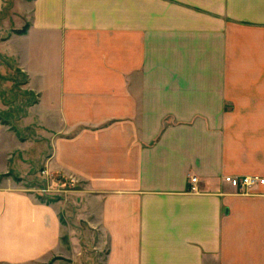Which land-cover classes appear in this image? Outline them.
Here are the masks:
<instances>
[{"label":"crops","instance_id":"crops-1","mask_svg":"<svg viewBox=\"0 0 264 264\" xmlns=\"http://www.w3.org/2000/svg\"><path fill=\"white\" fill-rule=\"evenodd\" d=\"M0 20L40 130L0 119V264H100L82 226L102 264H264V186L224 180L264 178V0H0Z\"/></svg>","mask_w":264,"mask_h":264},{"label":"rangeland","instance_id":"rangeland-1","mask_svg":"<svg viewBox=\"0 0 264 264\" xmlns=\"http://www.w3.org/2000/svg\"><path fill=\"white\" fill-rule=\"evenodd\" d=\"M4 15L7 16L8 11L5 12ZM0 27H2V29L0 30L2 33L0 35L2 37H6L11 32H13L12 27L8 26V24L3 20H0ZM0 68H1L0 71H2L0 72V95L2 97V104L8 107V110L4 112L1 116V123L3 125L10 126L11 129H13V131L18 134V137L20 139L26 137L28 133H40L38 122H31L29 120L27 121L24 120L25 107L28 106L30 103L34 102V97L33 98L29 97L22 90L24 79L22 78V76L18 75L14 70V62H12V60H10L8 57H0ZM63 187H65V190L71 189V187L68 186L67 184ZM239 192H243V191H239ZM70 202L72 201L70 200ZM66 213L67 210L65 211V215ZM81 229L82 231L80 236L82 237V243L80 244L82 245L83 248L80 251L81 253L79 254V256L82 259L84 258H89L91 260L94 259L96 262L99 261V263L102 264V261L104 260L105 251L103 253H100L101 259L99 260L96 257L95 252L91 249V247H89V245L85 243L84 240V235L88 236L90 237L89 241L91 243L95 239L94 235L90 236V234H88L87 231H85V227L83 226L81 227ZM64 240L67 241V238H64Z\"/></svg>","mask_w":264,"mask_h":264},{"label":"built area","instance_id":"built-area-1","mask_svg":"<svg viewBox=\"0 0 264 264\" xmlns=\"http://www.w3.org/2000/svg\"><path fill=\"white\" fill-rule=\"evenodd\" d=\"M225 182L231 185L234 189L243 192H249L264 186V178L259 176H243V177H225ZM193 183L197 179H192Z\"/></svg>","mask_w":264,"mask_h":264},{"label":"trees","instance_id":"trees-1","mask_svg":"<svg viewBox=\"0 0 264 264\" xmlns=\"http://www.w3.org/2000/svg\"><path fill=\"white\" fill-rule=\"evenodd\" d=\"M22 32H24V30H22V31H17L16 33H22ZM0 119H1V117H0Z\"/></svg>","mask_w":264,"mask_h":264}]
</instances>
